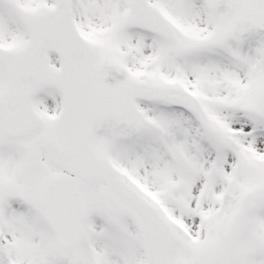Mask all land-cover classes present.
Listing matches in <instances>:
<instances>
[{"label":"snow or ice","instance_id":"1","mask_svg":"<svg viewBox=\"0 0 264 264\" xmlns=\"http://www.w3.org/2000/svg\"><path fill=\"white\" fill-rule=\"evenodd\" d=\"M0 264H264V0H0Z\"/></svg>","mask_w":264,"mask_h":264}]
</instances>
